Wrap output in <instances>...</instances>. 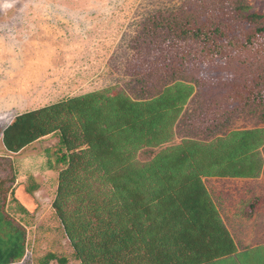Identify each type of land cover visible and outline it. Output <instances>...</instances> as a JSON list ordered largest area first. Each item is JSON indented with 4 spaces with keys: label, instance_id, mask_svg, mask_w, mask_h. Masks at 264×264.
<instances>
[{
    "label": "trees",
    "instance_id": "16d2710c",
    "mask_svg": "<svg viewBox=\"0 0 264 264\" xmlns=\"http://www.w3.org/2000/svg\"><path fill=\"white\" fill-rule=\"evenodd\" d=\"M243 113L264 123V17L194 0L154 73L15 114L1 139L15 153L57 136L51 206L75 264H264V243L235 248L203 184L264 175V129H229ZM14 181L0 155V264L25 252Z\"/></svg>",
    "mask_w": 264,
    "mask_h": 264
},
{
    "label": "crops",
    "instance_id": "0c3cea01",
    "mask_svg": "<svg viewBox=\"0 0 264 264\" xmlns=\"http://www.w3.org/2000/svg\"><path fill=\"white\" fill-rule=\"evenodd\" d=\"M193 1L3 0L10 27L0 35V113L154 73ZM224 227L237 250L264 243V226L238 239Z\"/></svg>",
    "mask_w": 264,
    "mask_h": 264
},
{
    "label": "rangeland",
    "instance_id": "374dc122",
    "mask_svg": "<svg viewBox=\"0 0 264 264\" xmlns=\"http://www.w3.org/2000/svg\"><path fill=\"white\" fill-rule=\"evenodd\" d=\"M2 1L0 0V35L10 27L5 22L7 16L4 14ZM16 1L19 7L23 0ZM247 3L251 11L264 17V0H247ZM173 28L171 24V32ZM24 49L19 50L20 58L24 55L28 58L30 55L29 51L25 52ZM125 90L130 97H135L130 85H126ZM57 100H64V97ZM194 105L195 101L192 98L187 101L186 109ZM14 114L16 113H0V155H7L11 159L15 172L12 202H9L8 206L10 213L24 227L26 234L24 255L12 264H75L72 249L62 233L60 223L51 206L57 174V170L52 166L54 163L52 152L57 136L49 134L15 153L6 152L2 145L1 130L10 123ZM254 128L264 129V123L247 113L235 116L229 127L230 130ZM262 161L264 164V155H262ZM203 184L211 193V199L222 223L230 229L235 238L238 239L235 232L241 233L245 227L253 230L264 226L263 174L257 178H204ZM254 197L259 198V203L252 217L246 219L243 216V207ZM18 206L23 211H20ZM47 255L51 256L48 260H44L43 258Z\"/></svg>",
    "mask_w": 264,
    "mask_h": 264
}]
</instances>
